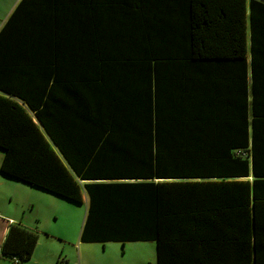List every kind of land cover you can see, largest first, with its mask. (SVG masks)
Here are the masks:
<instances>
[{"label":"trees","instance_id":"16d2710c","mask_svg":"<svg viewBox=\"0 0 264 264\" xmlns=\"http://www.w3.org/2000/svg\"><path fill=\"white\" fill-rule=\"evenodd\" d=\"M0 172L80 242L264 264V0H19L0 28ZM10 225L0 257L31 259Z\"/></svg>","mask_w":264,"mask_h":264},{"label":"rangeland","instance_id":"374dc122","mask_svg":"<svg viewBox=\"0 0 264 264\" xmlns=\"http://www.w3.org/2000/svg\"><path fill=\"white\" fill-rule=\"evenodd\" d=\"M18 1L0 0V25ZM3 197L6 199L7 195ZM87 200L86 196L81 205L57 200L48 206L42 205L41 200L34 201V209H26L24 220L38 242L32 258L22 264H56L61 260L63 264H156L154 243H80ZM0 264L14 262L0 259Z\"/></svg>","mask_w":264,"mask_h":264},{"label":"crops","instance_id":"0c3cea01","mask_svg":"<svg viewBox=\"0 0 264 264\" xmlns=\"http://www.w3.org/2000/svg\"><path fill=\"white\" fill-rule=\"evenodd\" d=\"M15 6H14V8H15ZM4 22L0 25V28L3 26ZM1 153H2V155L0 157V166H1V162L3 160V156H4V152L1 151ZM3 195H7V198L3 199L4 198ZM83 199L86 200L85 194L83 195ZM40 200L43 202L42 205H44V206H48V205H50V203H56V202H58L57 200L66 201L62 198H59V197L53 195V194H50V193L45 192L43 190L31 187L25 183L20 182V181L9 178L0 172V247L4 241L5 235H6L7 230H8L10 225H13V224L14 225H20V226L24 227L25 229L32 232V230L28 227V225L26 224V221L24 220V214H25V211L27 208H31L32 210L34 209V205H35L34 201L40 202ZM66 202H69V201H66ZM70 203H72V202H70ZM88 203L89 202L87 200V206H88ZM79 205H81V204H79ZM86 210H87V208H86ZM84 220H85V217H84ZM81 229H82V227H81ZM80 233H81V230H80ZM37 242H38V237H37ZM79 242H80V235H79ZM110 243H113V242H110ZM134 243H151V242H134ZM82 244H84V243H82ZM88 244H90V243H88ZM94 244H100V243H94ZM104 244H106V243H104ZM117 244H121V243H117ZM36 245H37V243H36ZM122 245H124V244H122ZM35 249H36V247H35ZM155 250H156V246H155ZM33 254H34V252H33ZM0 259L5 260V258H3V257H0ZM61 261H64V260H61ZM61 261L56 262V264L57 263L63 264ZM12 262H14V261H12ZM14 264H16V263L14 262ZM156 264H157V256H156Z\"/></svg>","mask_w":264,"mask_h":264}]
</instances>
